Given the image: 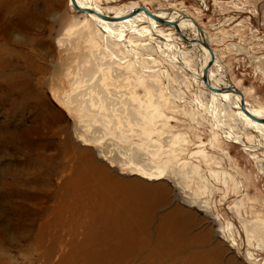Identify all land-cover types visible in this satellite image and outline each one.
I'll list each match as a JSON object with an SVG mask.
<instances>
[{"label":"rangeland","instance_id":"rangeland-1","mask_svg":"<svg viewBox=\"0 0 264 264\" xmlns=\"http://www.w3.org/2000/svg\"><path fill=\"white\" fill-rule=\"evenodd\" d=\"M95 4L106 15L131 6L188 13L210 38L215 67L248 107L264 111V0ZM88 22L68 0H0V38L16 26L27 31L31 48L23 58L0 63V264H58L83 241L86 214L96 202L88 196L105 179L121 188L127 202L135 191L155 197L151 235L160 215L180 209L183 219L189 216L184 239L199 238L193 249L208 253L213 263L264 264V154L245 151L208 121L187 116L198 98L208 109L211 96L153 42L141 54L148 68L162 70L161 88L150 85L133 61L122 60L118 77ZM177 37L197 70L196 51ZM173 94L186 98L187 106L172 104ZM238 133L252 139L250 132ZM254 144L246 148L256 150ZM158 169L160 181L141 178ZM84 176L90 182L81 183L79 201L63 199L72 191L65 183ZM220 227L229 229L222 237Z\"/></svg>","mask_w":264,"mask_h":264},{"label":"bare ground","instance_id":"bare-ground-1","mask_svg":"<svg viewBox=\"0 0 264 264\" xmlns=\"http://www.w3.org/2000/svg\"><path fill=\"white\" fill-rule=\"evenodd\" d=\"M75 1L82 9H91L101 15L112 17V20L106 21L92 14L80 13L87 15L89 21L88 27L92 30V34H97L101 40H103V48H105L108 52L105 57L108 58L109 62H111L107 63V65L110 66L111 64H115L113 70L117 73L118 77L121 76L120 73H118L120 70L119 65L124 64L126 61H133L132 63L135 66H138V73L142 77H146L147 82L150 85L156 86L157 89L161 88L159 86V81L162 70L159 68H148L149 66L144 63L143 54H141V51H146L148 47L151 46V42H153L158 48V52L160 54H163V56L166 57L171 64L179 61L183 65V70L191 74L192 81L199 84V88H202L201 90L208 92L211 96L208 109L206 108V104L198 98L196 100L197 106L192 110L188 108L189 111H187V116L192 118L193 121H198V119L208 121L213 130L221 133L226 141L232 142L234 145H241L246 148L251 144H254L253 140H255L256 143L252 147L256 150H249L248 148H244V150L252 152L256 151L258 153L261 151V153L264 154V123L252 121L244 113H242L239 106L240 98L236 94L228 91L221 93L212 92L202 82L203 69L209 61L210 56L208 51L197 41L204 39L210 48V38L201 28L200 29L202 30L203 35L200 37L196 27L197 23L191 15L177 10L148 12L145 8H138L136 6L125 8L124 11H120L112 15H106V12L104 13L101 11L98 5L95 4L98 0ZM70 9L73 10L71 6ZM133 10L136 12L131 14L130 12ZM152 16L178 23L181 33L186 38L195 41L194 43L189 44L197 53L195 60L197 61V70L193 68V65L189 61L190 59H187V54L184 52L182 43H180L182 41L180 39L179 41H175L173 39L175 37L178 39L177 36H179L174 28L168 25H160L152 18ZM137 17H142L144 21L138 22L135 20ZM169 27H171L172 30ZM141 38L146 39L141 40ZM211 53L212 66L209 68L207 73L208 83L213 88L238 89L236 85L231 83V80L227 81V78L222 74L223 72L221 70H218L215 67L214 54L212 50ZM148 59L153 61V58L151 57ZM122 60H124V63ZM91 71L92 70L88 68L85 70V73L88 75ZM221 78L227 82H223L222 84L220 81ZM93 86L95 85H92V87ZM104 93L105 92H103V94ZM170 102L181 107H186V104L189 103L186 101V98L177 97L176 95H174L173 101L171 99ZM244 105L246 110L251 115L258 118H264L263 110L248 107L245 103ZM203 113H205L206 116ZM128 117H131L130 113H128ZM238 130L250 132L252 134V139L250 140L246 137V139L244 138L247 141L246 142L240 137L241 135H239ZM138 135H142V132ZM210 141L213 142L212 140ZM246 143L250 144L248 145ZM88 144L87 140H85L82 145L88 146ZM153 172H150L151 174H146V176L141 178L147 180L148 182L160 181L163 177V171L158 169L157 173ZM219 173H214V177H218L220 175ZM222 177L227 180L229 175L226 173ZM85 180L89 183L90 177L73 178L66 182L65 184H67V188L72 189V191L70 196H63V199L68 197V199H72L75 202L79 201L80 189L84 186V184L81 185V183L86 182ZM223 182L226 185L225 180ZM100 183L101 187H99L100 189H98V191H95L93 198L88 196L89 199L96 200V202L94 207L92 206L93 209L91 211L88 210L89 212L86 214L88 220L87 223H85L87 229L84 233L83 241L80 245H78V247L76 246V249H72L70 254L64 255L58 264H131L133 261H138L139 264H218L216 261L213 263L210 256L208 258V253L193 249L192 246L201 242L199 238H195L194 240V238L187 236V240L184 239L183 235L186 234L188 229L186 226L187 224L183 225V223L185 224L187 222V217L189 216L184 214L186 216L183 219L182 214H180L182 212L180 209H174L172 212L160 215L158 218V224L155 228H153L154 232L151 235L150 225L152 221V213L155 208L151 198L155 199V197L148 198L146 196H142L141 194V196H139V193L135 191L131 193V198H129V202H127V199L122 197L120 187H117L116 190L115 187H112L111 185L107 186L106 179L104 181H100ZM113 193L114 196L112 195ZM201 204H198L199 207H207L206 205ZM84 212L86 213V211ZM177 217L179 218L177 219ZM245 224L247 225V223ZM253 224L255 228L258 229V232H260L262 227L258 228L255 223ZM248 228L249 227L247 225L246 229ZM251 228L253 229L254 227H250V229ZM220 230L222 237L224 235L223 233H225V231L228 232L229 229H222V227H220ZM135 231H139V236L141 235V239L138 242H135L138 237L137 234H134ZM194 241H196V243ZM147 245L149 247H147ZM145 249L148 251L147 255H144L143 253ZM182 253H186V255H188L187 259H181L176 256L178 254L182 255Z\"/></svg>","mask_w":264,"mask_h":264},{"label":"water","instance_id":"water-1","mask_svg":"<svg viewBox=\"0 0 264 264\" xmlns=\"http://www.w3.org/2000/svg\"><path fill=\"white\" fill-rule=\"evenodd\" d=\"M69 3H70V6L71 8L77 12V13H85V14H92L102 20H106V21H110L112 20V17H108V16H104V15H101L99 13H97L96 11L94 10H91V9H82L78 6V4L76 3L75 0H68ZM139 10H142V9H139ZM136 11H131L130 13L133 14L135 13ZM152 18L157 21L160 25H168V26H171L174 28V30L176 31V33L180 36V38L185 41L186 43H194L195 41L194 40H190L188 38H186L182 33L181 31L179 30V27H178V23L176 22H170L168 20H165V19H160L158 17H154L152 16ZM196 27L198 29V33L200 35V37L203 35V32L202 30L200 29V27L196 24ZM200 45H202L207 51H208V54L210 56L209 58V61L206 63V66L204 67L203 69V75H202V82L208 87V89L212 92H215V93H221V92H225V91H228L230 93H234L236 94L237 96H239L240 98V103H239V106H240V110L242 111V113H244L250 120L252 121H255V122H258V123H264V118H258V117H255L253 115H251L245 108V105H244V102H243V98H242V94L241 92L238 90V89H235V88H213L209 83H208V78H207V73H208V70L209 68L212 66V53H211V49L209 48V45L208 43L204 40V39H201L200 41H197Z\"/></svg>","mask_w":264,"mask_h":264},{"label":"clouds","instance_id":"clouds-1","mask_svg":"<svg viewBox=\"0 0 264 264\" xmlns=\"http://www.w3.org/2000/svg\"><path fill=\"white\" fill-rule=\"evenodd\" d=\"M26 48L31 51L29 34L25 29L13 26L7 37L0 38V63L23 58L26 55Z\"/></svg>","mask_w":264,"mask_h":264}]
</instances>
